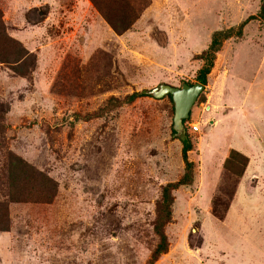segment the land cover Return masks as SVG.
<instances>
[{
  "label": "rangeland",
  "instance_id": "obj_1",
  "mask_svg": "<svg viewBox=\"0 0 264 264\" xmlns=\"http://www.w3.org/2000/svg\"><path fill=\"white\" fill-rule=\"evenodd\" d=\"M262 3L0 0V264H264V176L237 184L264 168V21L248 19ZM213 33L182 123L191 182L152 258L183 162L170 96L149 91L196 83Z\"/></svg>",
  "mask_w": 264,
  "mask_h": 264
},
{
  "label": "trees",
  "instance_id": "obj_2",
  "mask_svg": "<svg viewBox=\"0 0 264 264\" xmlns=\"http://www.w3.org/2000/svg\"><path fill=\"white\" fill-rule=\"evenodd\" d=\"M248 19H257V20L263 22L264 21V3L261 4L256 15L248 17ZM130 24L131 23L124 25V27L122 29H119L117 31L114 28V31L116 32V34H119L120 32L127 30L129 28ZM0 28H1L0 29V46L2 48L5 47L6 49H8V47H9L8 44H4L3 40H2V37H3L2 35H3L4 31H3L1 26H0ZM218 35H219L218 33H213L211 35L210 42H209V45L207 47L208 51H206V52L204 51L203 54H201L195 58V59H203V57H205V61L202 63V65L199 67V69H197L196 74H195L196 83L203 85V86L206 84V76L208 75L210 68L212 66V56H210V55L207 56V54L208 53H210V54L214 53L215 47L218 46L220 42H222L223 40L230 37L228 32L223 33L221 36L222 41H220V39L217 38ZM19 58L22 59V60H20V63L22 65H25L26 61H27L26 56L24 58L23 57H19ZM17 61H19V59ZM16 72H18V71H16ZM22 74H23L22 72L17 73V75H20V76H22ZM144 95L145 94L143 92L132 93L129 96V99L132 100L134 98L143 97ZM180 144H181L180 156H181V160L183 162V174L180 177V179H178L175 183L165 184L161 188L160 201L157 205L156 216H155V220L153 223V230H154V233L158 237V242H157V244L153 250L152 258H157L160 254H163L166 252L167 243H166V238L163 234L162 228L165 225V223H167L169 221V218H170V205H171L170 192L172 190L176 189L178 186L187 185L191 182L192 164L190 162H188L186 159V153L188 151H190V142H189L188 137L184 136V138L180 141ZM227 162H229V161H227ZM227 162H225V163H227Z\"/></svg>",
  "mask_w": 264,
  "mask_h": 264
},
{
  "label": "water",
  "instance_id": "obj_3",
  "mask_svg": "<svg viewBox=\"0 0 264 264\" xmlns=\"http://www.w3.org/2000/svg\"><path fill=\"white\" fill-rule=\"evenodd\" d=\"M203 90L204 86L198 83L191 85L182 83L179 87L161 84L149 91V94L155 99H160L166 95L170 96L173 104L171 127L180 140L184 138L182 123L188 118L191 106Z\"/></svg>",
  "mask_w": 264,
  "mask_h": 264
},
{
  "label": "crops",
  "instance_id": "obj_4",
  "mask_svg": "<svg viewBox=\"0 0 264 264\" xmlns=\"http://www.w3.org/2000/svg\"><path fill=\"white\" fill-rule=\"evenodd\" d=\"M242 102V101H241ZM235 149H230V151H233ZM241 150V149H240ZM233 152H237L236 150L233 151ZM250 161H248L247 165L245 166L244 170L242 171V175H240L241 177L239 178L238 180V187L243 183L245 182V184H249L250 187L251 185L254 187V188H250V191L251 193L255 192L254 190L256 189L255 187L258 186V183L261 184V178L264 176V168L261 166L259 170H256V171H251L250 169V164H249ZM264 165V164H263ZM257 179V181H255ZM254 180V181H253ZM248 182V183H247ZM253 183V184H252ZM257 184V186H256ZM237 187V190H235V196L234 198H236L238 196V194L240 193L241 194V191L240 189ZM249 190V188H248ZM246 193H249V192H246ZM248 195V194H247ZM259 210L262 208V210L264 211V201H263V206L260 208V206L258 207Z\"/></svg>",
  "mask_w": 264,
  "mask_h": 264
},
{
  "label": "built area",
  "instance_id": "obj_5",
  "mask_svg": "<svg viewBox=\"0 0 264 264\" xmlns=\"http://www.w3.org/2000/svg\"><path fill=\"white\" fill-rule=\"evenodd\" d=\"M190 128H191V131H193V132H196L198 129L197 126H194V125H192Z\"/></svg>",
  "mask_w": 264,
  "mask_h": 264
}]
</instances>
